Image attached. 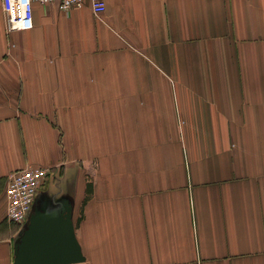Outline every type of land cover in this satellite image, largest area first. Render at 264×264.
<instances>
[{
    "label": "crops",
    "instance_id": "0c3cea01",
    "mask_svg": "<svg viewBox=\"0 0 264 264\" xmlns=\"http://www.w3.org/2000/svg\"><path fill=\"white\" fill-rule=\"evenodd\" d=\"M106 1L8 33L0 0V264L27 168L83 264H264V0Z\"/></svg>",
    "mask_w": 264,
    "mask_h": 264
},
{
    "label": "water",
    "instance_id": "95a60500",
    "mask_svg": "<svg viewBox=\"0 0 264 264\" xmlns=\"http://www.w3.org/2000/svg\"><path fill=\"white\" fill-rule=\"evenodd\" d=\"M72 203L66 199L46 207L39 197L14 247V264H83Z\"/></svg>",
    "mask_w": 264,
    "mask_h": 264
},
{
    "label": "built area",
    "instance_id": "2783aa9c",
    "mask_svg": "<svg viewBox=\"0 0 264 264\" xmlns=\"http://www.w3.org/2000/svg\"><path fill=\"white\" fill-rule=\"evenodd\" d=\"M8 33L31 30L35 26L34 5L59 3L62 11L68 12L74 6L87 0H2ZM98 19H102L106 9V0H89ZM49 170L27 168L9 175L6 187L7 219L17 226H25L34 211L40 190L45 184Z\"/></svg>",
    "mask_w": 264,
    "mask_h": 264
},
{
    "label": "flooded vegetation",
    "instance_id": "af4514ba",
    "mask_svg": "<svg viewBox=\"0 0 264 264\" xmlns=\"http://www.w3.org/2000/svg\"><path fill=\"white\" fill-rule=\"evenodd\" d=\"M39 205H42L43 207H46L45 204L41 201V199L39 200Z\"/></svg>",
    "mask_w": 264,
    "mask_h": 264
},
{
    "label": "rangeland",
    "instance_id": "374dc122",
    "mask_svg": "<svg viewBox=\"0 0 264 264\" xmlns=\"http://www.w3.org/2000/svg\"><path fill=\"white\" fill-rule=\"evenodd\" d=\"M27 223H28V222H27ZM18 227H20V228L22 227V228H23V227H25V226H18Z\"/></svg>",
    "mask_w": 264,
    "mask_h": 264
}]
</instances>
